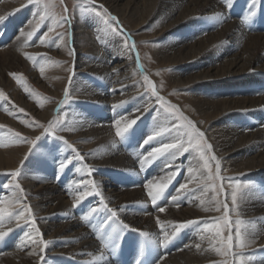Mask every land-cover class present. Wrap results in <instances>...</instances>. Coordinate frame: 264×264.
<instances>
[{
    "label": "bare ground",
    "instance_id": "bare-ground-1",
    "mask_svg": "<svg viewBox=\"0 0 264 264\" xmlns=\"http://www.w3.org/2000/svg\"><path fill=\"white\" fill-rule=\"evenodd\" d=\"M14 1L0 0V17L19 5ZM100 1L106 3L121 19L130 17L134 30L140 28L152 16L165 18L163 26L157 32L158 38L164 40V45L160 48L153 47L154 50L150 54L160 66L176 67V71L168 73L167 78L169 85L179 90L174 94L178 105L191 120L199 123L200 129L207 132L214 145L216 158L224 171L228 172L229 169L235 173L252 172L262 180L261 191L249 189L240 198L236 197L235 201L232 196L237 194L230 191L229 200L224 205L227 207L231 205L232 208L236 204L242 206L238 212L240 219L244 220L241 221L242 233L247 236L249 248H260L258 254L261 256L256 259L255 264H264V249H261L264 247V24H259L261 21L258 20L259 18L253 19L261 11L264 12V0H255L254 4L253 0H232L231 6L228 5L227 0ZM238 4H243L242 15L240 9L235 7ZM251 13L254 15L246 21L244 17ZM18 20L20 19L16 17L12 21L18 22ZM90 21L86 25L78 21L73 26V43L75 53L78 55L71 91L78 99L98 101L107 105L110 114L98 111L97 115H89L90 113L86 115L81 107L71 109L68 114L69 123L71 126H77L79 132L68 136L77 141L81 154L88 155L89 161L93 164L110 169L128 170L126 175L133 181L132 188L122 192L118 190L120 188L117 183L113 185L111 184L114 182L103 183L102 175L81 183L76 182L74 185L68 184L66 186L84 190V193L96 190L104 199L92 201L87 213L77 210V214L60 215L57 219L62 222L58 223L53 215L66 213L71 206L73 209L78 205L74 204L77 199L70 197L71 193L67 191L68 189L58 187L65 181L55 182L51 171L39 178L33 176L32 180H30V172H26L24 182L28 193L32 195L33 209L39 219L38 232L28 233V241L38 240L41 243L24 251L23 247L26 244L23 237L19 233L0 227V231L7 235L4 239H0V251L6 249V253L0 255V264H118L115 261L117 254L112 255L108 248H117L121 244H126L123 253L128 255L132 264L216 262L222 251V241H226V236L221 230H219L220 234L216 235L218 224L213 219L217 215L215 210L218 206L216 207L213 199L206 200L203 189L200 191L195 189L194 193L190 190L185 191L196 185L200 186V182L206 183L202 158H196L189 153L184 164L180 166L173 164L175 155H172V158L166 157L168 166L164 165L159 156L165 158V152L154 158H148L153 149L163 148L174 138L175 129L173 130L171 121L157 125L158 128L155 130L152 120L151 125L148 124L143 128V138L139 130L135 136L128 139V143L126 141L117 146L115 135L112 133L113 125H108L103 120L115 115L114 118L121 121L120 118L125 116L120 114L124 115L131 109L123 105L128 104L133 106V111L129 112V118L121 119L124 124L129 125L137 117L149 115V105L138 104L135 99L139 91L134 78L137 69L133 59L132 44L126 40L118 42L117 38H114L113 42L110 40L109 48L104 52L100 51L93 36H90V29L85 28L86 26L91 28L96 23L94 19ZM148 36L156 37V33ZM133 44L135 46V42ZM122 47L125 49L124 52L121 51ZM23 51L15 40L6 49L0 50V85L7 86L11 91L12 101L18 102L42 120L48 121L54 116V103L39 107L29 102L21 95L14 83L5 77L9 71L15 73L19 71L27 74L32 81L41 80V75L23 60ZM81 53L94 55V58H85ZM58 54L65 56L64 53ZM97 57L100 58L99 61H96ZM65 68V66L55 68L50 71L51 75L49 74L53 83L50 92L58 98L61 97L67 81L68 74ZM81 71L98 74L113 92H107L105 85V95L96 94L97 89L90 84L91 81L80 79ZM187 88L191 89L190 94L180 92ZM111 93L114 94L112 97ZM111 104L117 106L110 108ZM92 118L96 120L93 121ZM100 120L102 121L100 126L107 125L99 127L97 123ZM209 120L214 121L211 129L204 124ZM0 123L10 124L33 137L39 134L38 131L26 127L1 111ZM146 131L149 134H146ZM154 131L157 132L153 133ZM148 136H153V139L145 143V138ZM130 145H134L133 151L131 155H127L121 148L129 150ZM48 146L42 147L39 156L43 158H39L38 163L43 164L44 158L48 156L51 169L52 166L56 167L61 158L54 159L56 157L54 154L45 153L43 150H48ZM27 149V144L19 148L11 146L0 148V171L17 167ZM62 152L67 153L64 149ZM80 167V164L73 167L78 173L77 181L84 177V173L79 172ZM179 167H182L181 171ZM155 169H160L162 173L166 169L167 171L152 180ZM175 172L177 175H173ZM58 173L65 174L67 169ZM141 174H148L150 178L148 181H152V189L157 188V185L164 187L166 186L164 183L167 182L173 184L171 188L174 190L173 194L158 199L154 204L157 205V212L152 211L149 215L138 209L139 205L145 204V201L150 199L146 196L145 200L146 192L143 186L137 188V182H134ZM93 179H96V182ZM51 182H55L58 186ZM142 182L145 180L143 179ZM181 185L186 187L181 189ZM178 193V203H174L172 196ZM147 206L145 204L144 209ZM160 208H164L165 211L161 212ZM113 212L115 216L112 215ZM189 221L197 223L189 224ZM180 225L185 226L181 228ZM165 235L169 237L166 246L163 243ZM114 238H117L115 242L112 241ZM141 240L148 250L145 262H141L137 257Z\"/></svg>",
    "mask_w": 264,
    "mask_h": 264
},
{
    "label": "rangeland",
    "instance_id": "rangeland-1",
    "mask_svg": "<svg viewBox=\"0 0 264 264\" xmlns=\"http://www.w3.org/2000/svg\"><path fill=\"white\" fill-rule=\"evenodd\" d=\"M15 1L14 2L19 5H16L13 9L7 11L6 14H3L0 17L3 19L0 21L3 22L5 19H9L8 21L11 22L14 18L18 17L20 20H22V22H25V25L23 27L24 29H21L22 32L19 33L13 39V41L15 40L17 45L24 50L22 54L23 60L29 65L32 70L39 73L42 78L41 80H39V82H36V80L32 81L27 74L19 71L16 73L14 71H9L5 74V77L9 79L11 83H14V85L21 92V95L29 102H32L33 104L39 107H44L54 103V116L53 118H50L51 120H42L37 115L31 113L30 110L28 111L24 106L18 104V102L12 101L13 96L11 95V91L7 88V86L0 85V111L5 114H8L14 120H17L26 127L34 129V131H38L39 133L38 135L33 137L32 135L22 131L21 129L19 130L14 128L10 124L0 123V129L2 132H4L0 134V137L4 136L2 141H0V148H7L9 146H11L12 148H19L27 144L29 149H27L25 156L17 167L0 171V207L7 208L8 210L7 212L2 214L4 219L3 223L0 224V227H4L6 228V230L15 232L16 234L19 233V235L23 237L24 243L26 244L23 247L24 251H28L29 249L37 246V243H32V240L28 241V233H36L35 229H38L39 225L37 221L39 219L33 209V203L31 201L32 195L28 193L24 181L26 179V172L28 171L31 175L30 180L33 179V176L39 178V176L45 175L50 172L49 169L44 167L42 163H38V159L43 158L42 156H39V153L42 151L41 149H43L42 147L44 145L46 146L51 144V146H48L50 150L44 149L43 151L45 153L51 151V154H54L56 157L61 158L58 164H64L63 169H57L58 171L56 170V175L58 174V172H61L64 169H67L68 173L61 174L60 176H58L59 178L57 177L58 180H62V182L65 181L63 182V185L58 186L57 184H55V182H57L58 180H55V182L51 183L57 185L61 189H68L67 191H70L71 193L70 197L79 201V203H77V201L74 203L78 205H76L73 209L71 206V209L66 213H60L58 216L53 215V218L56 221L58 220L57 218L60 217V215H68L72 213L77 214V210L81 213L83 211H86L87 213L88 208L91 207L89 204H91L92 201L103 200V195L96 192V190H91L89 191V193H84V190H77L71 186H66L68 184L74 185V183L76 182L81 183L92 178H98L102 175L104 179L103 183L109 184L115 181V183H117V186H119L120 188L118 190H121L122 192L128 191V188H132L133 181L126 175L128 170L116 168L110 169L108 167H101L97 164H93L91 161H89L88 155H86L85 153L81 154V148L79 147V145H77V141L72 140L68 136V134H74L79 132L77 130L76 125V127H74L71 126L69 123L68 114L71 109H78L81 107V110L84 109V111H82L85 112L86 115L89 113V115H97L98 111H105L107 114H110V112H108L107 110V105L99 103L98 101L78 99L77 95H75L71 91V85L73 83L72 81L76 75V56L78 55L75 53V44L73 43V26L78 21L86 25L91 19H94L96 23H94L91 28L87 26L85 28L90 29V36H93V40L97 47H99L98 49H100V51L104 52L105 49L109 48L108 46L110 44V40L113 42L114 38H117L116 41L118 42L126 40L127 42L132 44L134 50L133 59L135 61L134 63L137 69V76L135 75L134 78H136L135 84L136 88L139 91L135 99L137 100L138 104H141L143 106L149 105V115H146L147 117H137L134 120V124H129L130 126L126 131L125 136L122 137L120 135H117V120L114 118L115 115H111L110 118L103 120L106 121L108 125H113L112 133L115 135L114 138L116 139L117 146L120 143H124L126 141V143H128V139H130V137L135 136L139 130V133L143 138V128L148 126V124L151 125L152 120H154L155 130L156 128H158L157 125L160 126V124L165 123V121H171L170 123L173 122V130L175 129L173 133L174 138L168 143L175 145L183 143L184 149H182L180 152H175L174 149H169L165 152V158H163L164 156L159 157L161 158V161H163L164 165H167L166 157L172 158V155H175L176 160L175 158L173 159V164L177 166L183 165L189 153H192L193 156H195L196 158H201L200 151L204 150L189 145V135L187 134L188 130L184 127H181V125L185 122L180 120L179 117L183 116L186 117L188 121H191L192 124L196 127V129H198L199 132L203 133V138L201 142L211 146L210 150L206 151V155H208L209 157H214V159L209 160V166L211 170L210 172L209 169L204 168L206 172V183L204 184L200 182V186L196 185L194 187L188 188L185 191L187 192L190 190L193 191L192 193H194L195 189L196 191H200L201 189H203L205 192L204 197H207L206 200L213 199L215 201L214 204L216 205V207H219H217L215 210L217 211V215L214 217L213 221L218 224L219 230H221V232L226 236L225 237L223 235V237H225L227 241V237L229 235L232 234L233 236V246L231 248V253L225 251L226 241H224L225 243L221 244V246L223 245V247H221L222 251L220 253L219 258L216 260V262H212L210 264H222V262H226V264H255L257 262L256 259L261 256L260 254H258V250L260 248H249L247 245V236L245 247L240 248L239 240L236 239L237 231H239L243 235L242 222H244V220L240 219L241 217L238 214L242 206L236 204V206L232 208L231 205L230 207H227L224 204L226 201L229 200L228 193H230V191H233L232 193L236 192L237 198H240L241 195H244L245 191L249 189L261 191L263 188L262 180H260L257 175H253L252 172L235 173L234 171H230L229 169L228 172H226L224 171V168L220 165V162L219 168L217 169L216 161L218 159L216 158L215 148L213 147L214 145L208 137L207 132L203 129H200L199 123L194 121L193 119L191 120L188 114L182 109V107L178 105L177 99L174 94L178 93L179 90L172 88V86L169 85V80L167 78V74L176 71V67L167 65L160 66L159 64H157L158 62H155L153 55L150 54L152 50H154L153 47L160 48L164 45V40H162V38H158L159 36H157V32L163 26V21H165V18H163L162 16H152L149 20L142 24L140 28L134 30L132 29V20L130 17H128L129 19H121V17L115 12H113V10L106 3H102V1L100 0H32V2H30V0ZM105 10L108 14L107 17L104 15ZM26 11L29 14L25 17V14L22 12ZM42 16L45 17L43 20L41 19ZM62 16H68L70 18V22H62ZM6 17L12 18L10 19ZM111 17H115L117 19L112 20ZM53 19H55L58 23L53 25ZM18 22L20 21L18 20ZM20 26H22V23L20 24ZM49 29H51V31H49ZM29 32L32 33L31 38H29L27 35ZM37 33L39 34V36H36L35 38L34 35ZM61 33L64 34L63 37L60 36ZM155 33L156 37L150 38L148 36ZM34 38V44L32 42L31 44L33 45H31L30 43L29 45L28 42L30 41V39L32 40ZM41 39H45V43L41 44ZM133 42H135V46ZM71 45L74 48H71ZM124 50V47H122L121 51L124 52ZM55 52L64 53L65 56L63 57L62 54L59 55ZM81 55L89 59L94 58V55L89 56L84 53H81ZM99 59L100 58L97 57L96 61H99ZM63 66L66 67L65 70L68 76L66 78L67 81L62 95L60 98H58V96L52 95L50 92L51 86L53 85L50 80V71H53L55 70V68ZM41 68H43V72L41 71ZM81 73L82 77L80 79L84 81H91L90 84L92 86H95L97 89V91H95L96 94H99L100 96L105 95V85L107 92H113L112 89H108V85L106 84V82H104V79L98 74H92L88 72L84 73V71H81ZM62 76L64 77V75ZM145 77H147V80L145 79ZM190 91L191 89L187 88L185 91L181 90L180 92L190 94ZM112 94L113 93H111L110 95L111 97ZM123 105L129 106L131 108L130 111H133V106L128 104ZM109 106L110 108H112V106L117 105L111 104ZM130 111H128L124 115L120 114V116H125L126 118H129L128 115L130 114ZM125 117L121 118L124 119ZM121 118L120 122H123V119ZM91 120L95 121L96 119L92 118ZM143 121H145L146 123ZM101 122L102 121L100 120L97 123L99 127L107 125L106 124L100 126ZM212 123H214V121L211 120L204 122L208 129H211ZM126 125L127 124H124V122L120 123V127L122 128ZM50 126L53 129L52 132L47 131ZM156 132L157 131H154L153 133ZM145 133L149 134L147 131ZM43 136H51V139H57L51 140L50 144L47 142L37 143V140H40ZM117 139L119 140V142L117 141ZM146 139L147 137L145 138V140ZM142 141L143 139L140 140V144ZM192 143L194 145L196 141H193ZM133 146L134 145H130L131 149L129 150L126 148L121 149L125 154L131 155L133 151ZM63 149L67 153L62 152ZM79 164L81 165L79 172L81 174L84 173V177L77 181L78 173L73 170V167L78 166ZM202 166L204 167V161L202 163ZM42 167L45 168L43 171ZM179 168L181 171L182 167ZM164 169L165 168H163V170ZM16 172H18L19 174L13 175V173ZM161 173L162 172L160 171V169H155L153 172L152 180ZM135 174H137V172ZM147 175L141 174L134 181L137 182V188L143 186L144 191L146 192V194H144L145 200L146 196L150 198L149 200L145 201V204L148 205L146 209H144V203L142 205H139L138 208L141 209L145 215H149L152 211H156L157 206L155 205L152 207V199L149 195V191L162 192L160 198H165L164 196L170 197L174 191L171 190L173 184L170 185L169 182H167V184L164 183L166 186H164L163 188L159 189L157 187L158 189H149L148 182L152 181H148L150 180V178ZM173 175H177L176 172ZM209 175H211L212 177L211 180L209 179ZM66 178L68 179L67 181ZM109 179H114V181H109ZM143 179H145V182H142ZM49 180L51 181V179ZM93 180L96 182V179ZM100 187L101 185H99V188ZM134 188L136 187L134 186ZM207 188L208 190H206ZM198 194L200 195L201 192H199ZM132 207H134V204L132 205ZM233 211L236 213H234ZM17 217H19V219ZM221 217H226V220H221ZM57 222L59 223L62 221L58 220ZM226 223L227 227L225 226ZM116 239L117 238H114L112 241L115 242ZM261 249L263 250L264 247H261ZM5 251L6 249L1 250L0 255L6 253Z\"/></svg>",
    "mask_w": 264,
    "mask_h": 264
},
{
    "label": "snow or ice",
    "instance_id": "snow-or-ice-1",
    "mask_svg": "<svg viewBox=\"0 0 264 264\" xmlns=\"http://www.w3.org/2000/svg\"><path fill=\"white\" fill-rule=\"evenodd\" d=\"M30 2H32V0H30ZM255 0H253V4H254ZM227 3L229 6H231L232 4V0H227ZM104 15L107 17V12L105 10V13ZM251 15H254V13H251L250 15L248 16H245L244 19L247 21L250 19V16ZM45 17H41V19L43 20ZM3 18H0V20H2ZM112 20H116L117 18L115 17H111ZM61 21L62 22H70V18L68 16H62L61 17ZM53 25L57 24L58 22L53 19L52 21ZM49 31H51V29H49ZM28 37L31 38L32 36V33L29 32L28 34ZM63 33L60 34L61 37H63ZM40 43L43 44L45 43V39H41L40 40ZM31 58V57H30ZM41 71L43 72V68H41ZM145 79L147 80V77H145ZM180 120L184 121L185 123L181 125V127H184L188 130L187 134L189 135V140H188V143L190 146H193V147H196L198 149H204L203 151H200V156L201 158L203 159L204 161V168L206 169H209V172L211 171L210 170V166H209V160L210 159H214V157H209L208 155H206V151L207 150H210L211 146L210 145H207V144H204L202 143V138H203V133L202 132H199L198 129H196V127L192 124L191 121H188L186 117H183V116H180L179 117ZM135 121H132L130 122V124H134ZM116 125H117V135H120L121 137L125 134V132L127 131L128 127L130 125H126L125 127H120V121H117L116 122ZM48 132H52L53 129L52 127L50 126L49 129L47 130ZM23 139V138H21ZM153 139V136H148L145 143L147 142H150L151 140ZM193 141H196V143L193 145ZM169 149H174L175 152H180L182 149H184V144L183 143H180L179 145H175V144H166L164 145L163 148H156V149H153L152 152L149 153V159L151 158H154L155 156L159 155V154H162L163 152H166L168 151ZM216 165H217V169L219 168V161L217 160L216 161ZM64 168V164H61V169ZM19 173L16 172V173H13V175H18ZM209 179L211 180L212 177L211 175H209ZM148 187L149 189H151L153 187L152 183L149 182L148 184ZM156 187L158 188H163V185H157ZM186 186L185 185H181V189H184ZM149 195L151 196V199H152V202L153 204L156 203V201L160 198V196L162 195V192H152V191H149ZM178 196H179V193L177 195H174L172 196V201L174 203H178ZM232 199L233 201L236 200V196L235 194H233L232 196ZM77 203H79V201H77ZM161 212L165 211L164 208H160L159 209ZM7 208H3V207H0V224L3 223V213L7 212ZM113 216H115V213L113 212L112 213ZM19 219V217H17ZM221 220H226V217H221L220 218ZM189 224H195L197 223L196 221H189L188 222ZM185 225H180L181 228H183ZM225 226L227 227V223L225 224ZM206 227H208V225H206ZM217 228V231H216V235H219L220 232H219V227L216 226ZM37 232H38V229H35ZM6 235L5 232L3 231H0V239H3V237ZM236 239L239 240V246L240 248H244L245 247V242H246V237L243 236L239 231H237L236 233ZM232 242H233V236L232 235H229L227 237V241H226V246H225V251L231 253V248H232ZM32 243H41V241H38V240H33ZM163 243L164 245L166 246L168 243H169V237L167 235H165L164 237V240H163ZM222 243H224L222 241ZM217 251H220L219 249H217ZM222 264H226V262H222Z\"/></svg>",
    "mask_w": 264,
    "mask_h": 264
}]
</instances>
